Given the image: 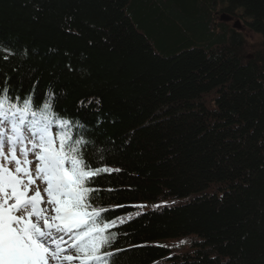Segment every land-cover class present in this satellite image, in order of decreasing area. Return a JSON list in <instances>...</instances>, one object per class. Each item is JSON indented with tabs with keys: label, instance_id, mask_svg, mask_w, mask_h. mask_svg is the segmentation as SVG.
Instances as JSON below:
<instances>
[{
	"label": "trees",
	"instance_id": "16d2710c",
	"mask_svg": "<svg viewBox=\"0 0 264 264\" xmlns=\"http://www.w3.org/2000/svg\"><path fill=\"white\" fill-rule=\"evenodd\" d=\"M0 88L110 170L111 264H264V0H0Z\"/></svg>",
	"mask_w": 264,
	"mask_h": 264
},
{
	"label": "snow or ice",
	"instance_id": "6c2138e0",
	"mask_svg": "<svg viewBox=\"0 0 264 264\" xmlns=\"http://www.w3.org/2000/svg\"><path fill=\"white\" fill-rule=\"evenodd\" d=\"M0 123L10 125V135L0 132V264H49L50 258L56 264H111L115 253L104 250L116 238L110 231L116 222L96 205L100 189L92 186L110 170L92 166L88 142L65 131L54 134L30 97L18 103L4 88ZM37 179L46 185L47 199ZM69 248L77 255L61 257Z\"/></svg>",
	"mask_w": 264,
	"mask_h": 264
},
{
	"label": "rangeland",
	"instance_id": "374dc122",
	"mask_svg": "<svg viewBox=\"0 0 264 264\" xmlns=\"http://www.w3.org/2000/svg\"><path fill=\"white\" fill-rule=\"evenodd\" d=\"M231 23H233V21ZM241 26H242L241 31L243 32V34L245 36L247 47H248V49H252L254 47V45L259 44V36L257 34H255L254 32H252L251 30H249L248 28L244 27V24L242 23V21H241ZM6 127L7 126H4V128H0V132H4L6 134H9L6 131L7 130ZM4 151L7 154L9 150L7 148H5ZM29 159H34V158L30 155ZM12 167H14V165H12ZM31 168L34 172L35 168H36L35 162H33V164L31 165ZM36 183H37V185H39L42 195H44L46 197V193L44 192L46 185L40 179H37ZM46 199H47V197H46ZM178 203H179V201H177L176 199L159 200L156 202V204L143 203V204H140L139 208L133 212V215L134 214L136 215L140 212H143V211L151 209V208L161 209L162 207L172 206V205H175ZM46 207H48V206L46 205ZM187 242H189L187 237H185L182 240L178 239V238H171V239H167V241L164 244H168L169 246H171V248L173 249V253H178V252H180L181 248H183L186 245ZM75 254H77V253L71 249V251L68 255H75ZM73 264H78V262L74 261Z\"/></svg>",
	"mask_w": 264,
	"mask_h": 264
},
{
	"label": "water",
	"instance_id": "95a60500",
	"mask_svg": "<svg viewBox=\"0 0 264 264\" xmlns=\"http://www.w3.org/2000/svg\"><path fill=\"white\" fill-rule=\"evenodd\" d=\"M221 19L224 20V21H230L231 20V16H229L227 14H223ZM234 27L237 28V29L241 28V23H240L239 20L235 21Z\"/></svg>",
	"mask_w": 264,
	"mask_h": 264
},
{
	"label": "bare ground",
	"instance_id": "6f19581e",
	"mask_svg": "<svg viewBox=\"0 0 264 264\" xmlns=\"http://www.w3.org/2000/svg\"><path fill=\"white\" fill-rule=\"evenodd\" d=\"M65 253L66 252L61 253V257H63ZM49 264H56V260L54 258H50L49 259ZM63 264H67V261H63Z\"/></svg>",
	"mask_w": 264,
	"mask_h": 264
}]
</instances>
